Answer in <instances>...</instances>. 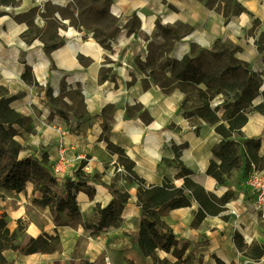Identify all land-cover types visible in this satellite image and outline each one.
I'll return each mask as SVG.
<instances>
[{"label": "crops", "instance_id": "1", "mask_svg": "<svg viewBox=\"0 0 264 264\" xmlns=\"http://www.w3.org/2000/svg\"><path fill=\"white\" fill-rule=\"evenodd\" d=\"M234 2L13 0L0 5V97L10 98V107L26 121L8 126L22 147L19 157H33L28 146L39 147L35 158L46 155L57 179L51 188L58 194L87 164L83 172L95 189L93 198L77 192L79 216L72 218L65 210L56 218L49 206L34 201L43 193L34 190L33 182L21 192L0 187V215L5 214L19 243L41 235L58 237L52 251H5L10 264H154L135 241L143 215L140 185L129 179L109 143L125 152L145 187L165 179L181 187L186 169L207 192L231 195L225 210L195 223L200 205L186 192L188 206L161 216L177 243L170 252L157 249V258L175 262L176 250L181 264H264V255L254 259L235 241L238 234L248 245H264V214L243 184L246 157L223 184L208 174L223 136L216 124L185 112L187 93L180 82L188 81L171 67L189 59L195 63L192 72L199 74L203 52L226 51L260 79L242 131L245 138L260 140L258 155L264 163V114L253 109L264 104V0ZM51 18L59 23L54 37H48ZM162 76L179 83L165 85ZM198 86L203 88V82ZM60 143L68 162L56 174ZM112 190L130 194L121 221L95 231L96 205L107 206L114 199Z\"/></svg>", "mask_w": 264, "mask_h": 264}, {"label": "trees", "instance_id": "2", "mask_svg": "<svg viewBox=\"0 0 264 264\" xmlns=\"http://www.w3.org/2000/svg\"><path fill=\"white\" fill-rule=\"evenodd\" d=\"M1 3V2H0ZM57 44L48 48H55ZM178 67L177 76L183 81L196 83L203 82L202 77L196 80L198 72L193 71V65L189 59L176 63ZM248 72V71H247ZM252 80L256 82L249 86H254L253 90L244 89L241 91V97L237 93L234 106L230 116H227L226 123H219L217 111L219 107L212 108L208 103L200 106L196 110V114L203 120L216 124V130L223 136L217 149L214 151L216 159H212L208 167V174L213 176L219 184H223L231 172L239 168L241 165V155L239 148H244L243 157H246V169L250 167L251 162L261 160L258 155L260 140L247 139L243 136L242 128L247 121V114L241 113L242 110L252 102L259 87L260 79L256 75L250 74ZM256 77L257 79H254ZM243 85H239L241 90ZM208 88V87H207ZM242 101H246V106L239 107ZM10 98L2 95L0 97V187L12 191L21 192L25 189L26 184L31 181L34 184V190L42 192L40 199L34 201L42 206H49L51 213L58 218L62 211H67L72 218L79 216L80 211L76 200L77 192L83 190L93 198L95 189L89 185L88 176L83 172L82 166L77 170V180L68 179L65 182V193L58 194L53 191L51 186L57 184V179L50 173L46 155L41 158L35 157H19L22 147L16 142L11 141L9 145H5L4 141L11 134V127H8L13 122H18L20 116L10 107ZM264 114V104L257 105L253 108ZM234 118V119H233ZM7 124V125H6ZM13 133V132H12ZM237 133L240 140L232 139V136ZM10 134V135H9ZM13 138V134H12ZM16 142V143H15ZM111 152L119 154V161L124 165L127 176L139 183L138 202L143 208V215L140 220V228L135 237L141 251L144 255H152L154 264H181V256L179 251L174 250V254L178 258L177 261L171 262L168 259H160L155 256L157 249L170 252L173 246L176 245V239L173 232L161 222V216L164 212L188 206L190 204L186 192H189L198 201L200 207L195 217V223L201 222L207 214L215 215L225 210V205L230 199V194H224L217 197L213 193L207 192L203 187L197 185L189 178V171L184 169L181 175L185 182L181 187H177L170 179H165L162 185L143 186L144 180L138 177L133 171V163L126 156L125 152L118 146L112 143L108 144ZM28 169V172L25 170ZM114 199L105 207L96 205V210L100 214L97 224L92 225L95 231L102 230L110 225L118 224L121 221V211L123 204L130 198L128 192H120L112 190ZM86 227H89L88 225ZM237 246L244 250L249 256L254 259H260L264 255V245L258 243L246 244L240 235L235 236ZM58 245V237L41 235L38 238L29 237L25 243H19L17 240L16 231H11L7 226L5 214L0 215V264H10L6 257L5 251H22L26 253L48 252L54 250ZM219 264H222L219 260Z\"/></svg>", "mask_w": 264, "mask_h": 264}, {"label": "rangeland", "instance_id": "3", "mask_svg": "<svg viewBox=\"0 0 264 264\" xmlns=\"http://www.w3.org/2000/svg\"><path fill=\"white\" fill-rule=\"evenodd\" d=\"M211 3H221L222 1L225 2L227 5H234V0H209ZM1 5H6L8 3L13 2V0H0ZM63 15H69L72 17L71 13L63 12ZM59 26V23L55 19H49V29H48V37H54L55 36V30ZM200 72L199 74H196V80L200 79L202 77L203 81V88L198 86L199 84L194 81L182 83L186 88V97L185 101L183 103V108L185 112L189 115H197L196 110L198 107L204 105L205 103L210 104L212 108L219 107V110L217 111V115L219 117V123H226L227 122V116L231 115L230 110L237 108V106H234V101L236 98L237 93H239V96L237 98L241 97V91L244 89L253 90V85L249 86L250 84L255 83V80H252V76L247 72L244 65H242L240 62L236 61L232 58L231 55H229L226 51L218 52V53H205L203 52L202 57L200 58ZM199 62V61H197ZM194 66L195 63L191 62ZM198 65V64H197ZM171 67L174 69H178L177 64H171ZM254 79H257L254 77ZM163 84L171 86L173 84H178L179 82H176V79L173 78H165L164 76L160 79ZM176 82V83H175ZM245 83L244 88L239 90L240 84L243 85ZM169 85V86H170ZM208 87V88H207ZM1 91V90H0ZM236 98V99H237ZM246 106V101H242L239 107L243 108ZM243 114L248 113V107L246 106L244 110L241 111ZM198 116V115H197ZM234 119V118H233ZM17 121L20 123H25V119H22L21 117ZM7 125V124H6ZM15 130L11 128L10 136L6 138L4 141L5 145L11 144L13 141L12 138V132ZM235 136L239 137L237 133H235ZM1 137V132H0ZM240 138V137H239ZM12 141V142H11ZM16 143V142H15ZM31 149V153L33 154V157H36L34 154L38 152L40 149L39 147L35 146H28ZM42 151V150H41ZM35 152V153H34ZM239 154L242 156L240 161H243V153L241 152L239 148ZM258 164H264L263 161L259 160L257 161ZM241 166V165H240ZM126 170V169H125ZM28 172V169L25 170ZM127 172V171H126Z\"/></svg>", "mask_w": 264, "mask_h": 264}, {"label": "built area", "instance_id": "4", "mask_svg": "<svg viewBox=\"0 0 264 264\" xmlns=\"http://www.w3.org/2000/svg\"><path fill=\"white\" fill-rule=\"evenodd\" d=\"M67 162V148L65 147L64 143H60L58 161L53 171L56 174L62 172ZM82 170L88 171L89 166L87 164L82 165ZM243 184L248 189L250 195L255 199L257 209L262 211V213L264 214V164L261 165L256 162H251L250 167L247 171V175L244 178ZM229 201L227 202V204L231 203ZM230 212L232 214H235L237 210L235 207H231ZM105 264L113 263L109 260H106Z\"/></svg>", "mask_w": 264, "mask_h": 264}, {"label": "bare ground", "instance_id": "5", "mask_svg": "<svg viewBox=\"0 0 264 264\" xmlns=\"http://www.w3.org/2000/svg\"><path fill=\"white\" fill-rule=\"evenodd\" d=\"M1 5V4H0Z\"/></svg>", "mask_w": 264, "mask_h": 264}]
</instances>
